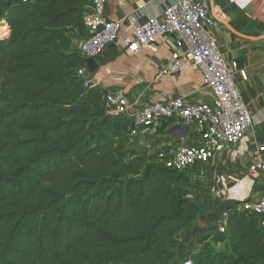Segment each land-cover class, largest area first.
<instances>
[{"label": "trees", "instance_id": "obj_1", "mask_svg": "<svg viewBox=\"0 0 264 264\" xmlns=\"http://www.w3.org/2000/svg\"><path fill=\"white\" fill-rule=\"evenodd\" d=\"M91 9L0 0V264H172L201 211L194 171L132 148L131 120L84 86L74 43ZM226 212L224 232L181 262L264 264L260 218Z\"/></svg>", "mask_w": 264, "mask_h": 264}, {"label": "crops", "instance_id": "obj_2", "mask_svg": "<svg viewBox=\"0 0 264 264\" xmlns=\"http://www.w3.org/2000/svg\"><path fill=\"white\" fill-rule=\"evenodd\" d=\"M175 1V0H172ZM214 27L209 35L216 39L236 88L252 115V126L243 139L198 166L192 175L193 189L201 197V211L189 229L178 235V253H195L208 242L221 220V214L233 204L264 196V178L248 167L258 147L264 145V0H206ZM104 20H122L119 40L130 36L129 20L144 23L161 17L164 0H105ZM173 36L159 37L154 45L131 54L124 46H107L97 60L93 86L102 93L122 89L130 110L145 103L182 97L189 103H209L211 93L203 88L202 72L186 68L176 74H164L173 49ZM169 120L132 138L130 146L147 153H159L172 146L198 142L193 126ZM260 157L264 159V154ZM223 191L221 198L210 189ZM228 250L227 243L223 245Z\"/></svg>", "mask_w": 264, "mask_h": 264}, {"label": "built area", "instance_id": "obj_3", "mask_svg": "<svg viewBox=\"0 0 264 264\" xmlns=\"http://www.w3.org/2000/svg\"><path fill=\"white\" fill-rule=\"evenodd\" d=\"M105 0H92L91 13L85 16L88 37L74 43V50L83 58L97 61L107 46H124L126 51L135 54L140 48L154 45L159 37L172 35L174 46L169 63L162 73L176 74L186 68L202 72L203 88L212 95L209 103H189L182 97H173L156 103H145L130 110L128 96L118 89L104 94L105 107L110 115H123L131 120L132 138L146 134L151 128L165 120L180 121L184 126H193L198 142L190 145L172 146L158 153L167 168L196 171L214 156L238 144L252 126V115L244 105L236 88L234 76L228 71L215 38L209 31L215 25L209 4L206 0H164L161 17H153L144 23L129 20L132 24L130 36L119 40L122 20H104ZM7 25L0 22L1 30ZM6 32V31H5ZM4 34V35H3ZM85 87H94L87 69L79 71ZM264 145L258 147L248 170L264 178ZM217 198L223 191L210 189ZM237 212H248L260 218L264 230V196L235 204ZM227 212L221 214L217 226L219 232L226 227ZM181 264H191L183 259Z\"/></svg>", "mask_w": 264, "mask_h": 264}, {"label": "water", "instance_id": "obj_4", "mask_svg": "<svg viewBox=\"0 0 264 264\" xmlns=\"http://www.w3.org/2000/svg\"><path fill=\"white\" fill-rule=\"evenodd\" d=\"M83 62L89 75H92L98 68L97 61L92 58H83Z\"/></svg>", "mask_w": 264, "mask_h": 264}, {"label": "rangeland", "instance_id": "obj_5", "mask_svg": "<svg viewBox=\"0 0 264 264\" xmlns=\"http://www.w3.org/2000/svg\"><path fill=\"white\" fill-rule=\"evenodd\" d=\"M184 255H181L180 253L177 252V258L172 262V264H180L181 259L183 258Z\"/></svg>", "mask_w": 264, "mask_h": 264}, {"label": "bare ground", "instance_id": "obj_6", "mask_svg": "<svg viewBox=\"0 0 264 264\" xmlns=\"http://www.w3.org/2000/svg\"><path fill=\"white\" fill-rule=\"evenodd\" d=\"M5 29H2L1 32H3Z\"/></svg>", "mask_w": 264, "mask_h": 264}]
</instances>
